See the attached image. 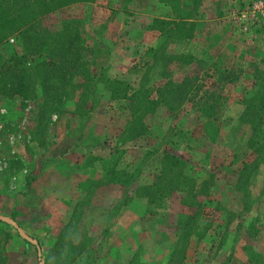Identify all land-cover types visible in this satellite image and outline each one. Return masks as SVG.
Listing matches in <instances>:
<instances>
[{"label":"rangeland","instance_id":"obj_1","mask_svg":"<svg viewBox=\"0 0 264 264\" xmlns=\"http://www.w3.org/2000/svg\"><path fill=\"white\" fill-rule=\"evenodd\" d=\"M72 17L99 80H91L89 98L66 101L56 118L38 115V101L0 98V148L23 152L0 156L7 172L23 165L35 144L51 142L57 125H76L88 141L98 139L108 164L105 178L90 183L92 192L98 188L94 200L89 188L55 244L41 237L37 264H121L106 248L118 208H107L117 194L105 187L109 182L122 187L120 204L153 218L148 238L125 234L124 247L133 243L129 264H264V135L258 150L249 147L254 116L243 113L261 103L247 93L264 94V0H92L55 11L42 24L60 28L61 19ZM21 45L16 38L1 43L0 60L21 55ZM138 89L154 103L140 113L143 128L130 133L122 94ZM142 98L133 104L146 105ZM255 114L264 127V111ZM165 154L182 161H165ZM168 162L159 195L152 202L136 195L133 188L153 182ZM3 221L0 264L10 260L5 228L23 240Z\"/></svg>","mask_w":264,"mask_h":264},{"label":"crops","instance_id":"obj_2","mask_svg":"<svg viewBox=\"0 0 264 264\" xmlns=\"http://www.w3.org/2000/svg\"><path fill=\"white\" fill-rule=\"evenodd\" d=\"M58 127L51 142L35 144L31 148L30 157L23 165L10 172L6 171L5 165L0 167V221H13L21 232L33 240L31 243L19 234L23 238L20 241L5 228L8 239L3 251L10 257L6 264H37L41 237H46L48 246L52 247L61 225L68 221L77 202L87 194L89 188L91 191L88 195L91 194L93 189L90 183L99 182L107 175L108 164L100 159L102 147L98 139L88 141L83 129L79 130L76 125ZM21 154L23 152L11 145L0 148V156L6 159L19 158ZM85 182H89L90 187L84 185ZM105 187L117 190L107 208L110 205V208L118 207L109 218L107 252L118 256L121 264H129L133 243L124 247L125 234L140 231L148 238L153 230L148 224L153 222V218L136 216L128 205L120 204L123 192L119 184L109 182ZM97 191L98 188H94L91 201ZM86 207L90 210L92 205ZM100 262L97 260L96 264Z\"/></svg>","mask_w":264,"mask_h":264},{"label":"trees","instance_id":"obj_3","mask_svg":"<svg viewBox=\"0 0 264 264\" xmlns=\"http://www.w3.org/2000/svg\"><path fill=\"white\" fill-rule=\"evenodd\" d=\"M91 1L0 0V44L10 38H16L22 43L21 55L13 52L0 60V98L2 100L10 97L24 98L31 102V106L38 101V115L52 113L56 118V113L66 101L74 98L76 102L83 104L89 98L94 84L99 80L94 75L93 63L90 64L87 61V50L78 29L75 28V23L78 21L74 17L65 18L61 19L60 28H49L42 24V19L74 3L85 5ZM173 13L176 15L175 10ZM175 23L176 21H173L171 25L174 26ZM32 57L39 59L25 65L26 59ZM75 77H79V81H75ZM91 80L95 83H91ZM88 84H90L89 90H87ZM141 95L144 94L140 89L122 94V97L130 104L127 107L129 124L126 126L130 133L136 130L139 132L143 128L140 113L151 109L149 105L154 103L148 97L142 98ZM255 96L261 99V103L258 106L247 104L243 111L245 114L249 112L254 116L250 128L251 135L248 139L249 147H254V151L258 150L255 145L258 144L259 137L264 135V127L260 126L261 115L255 114L257 111H264V94L257 91L246 94L249 98H256ZM137 97L144 99L146 105H134L133 101ZM208 108L214 110L215 107ZM202 112L206 111L202 110ZM263 145L264 143L261 142L260 146ZM164 158L167 159L165 161L169 160L173 164H180L182 161L177 155L165 154ZM169 162L163 164V168L161 167L153 182L135 186L133 189L136 195H143L147 201L152 202L159 195L164 172L170 169Z\"/></svg>","mask_w":264,"mask_h":264},{"label":"water","instance_id":"obj_4","mask_svg":"<svg viewBox=\"0 0 264 264\" xmlns=\"http://www.w3.org/2000/svg\"><path fill=\"white\" fill-rule=\"evenodd\" d=\"M2 220H5L7 223L12 225L24 239H26L27 241L33 243V240L30 237H28L27 235H25L23 232H21L20 229L15 226L13 221L8 220V219H2ZM39 264H41V263H39Z\"/></svg>","mask_w":264,"mask_h":264}]
</instances>
